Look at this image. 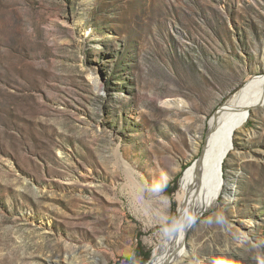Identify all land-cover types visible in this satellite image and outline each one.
<instances>
[{
	"label": "rangeland",
	"instance_id": "1",
	"mask_svg": "<svg viewBox=\"0 0 264 264\" xmlns=\"http://www.w3.org/2000/svg\"><path fill=\"white\" fill-rule=\"evenodd\" d=\"M263 75L264 0H0V264H152ZM233 147L169 264H264V108Z\"/></svg>",
	"mask_w": 264,
	"mask_h": 264
},
{
	"label": "bare ground",
	"instance_id": "2",
	"mask_svg": "<svg viewBox=\"0 0 264 264\" xmlns=\"http://www.w3.org/2000/svg\"><path fill=\"white\" fill-rule=\"evenodd\" d=\"M259 108H264V75L249 80L220 108L216 118H211L200 161L186 173L187 188L178 196L179 226L166 245V240L161 243L152 264H169L185 252V228L217 203L225 183L222 166L234 150V136Z\"/></svg>",
	"mask_w": 264,
	"mask_h": 264
},
{
	"label": "water",
	"instance_id": "3",
	"mask_svg": "<svg viewBox=\"0 0 264 264\" xmlns=\"http://www.w3.org/2000/svg\"><path fill=\"white\" fill-rule=\"evenodd\" d=\"M220 112V108L216 111L215 115L213 117L216 118V116L218 115V113ZM200 161V157L198 158V160L196 162H199ZM228 190V189H227ZM199 217V216H198ZM186 235V233H185Z\"/></svg>",
	"mask_w": 264,
	"mask_h": 264
},
{
	"label": "trees",
	"instance_id": "4",
	"mask_svg": "<svg viewBox=\"0 0 264 264\" xmlns=\"http://www.w3.org/2000/svg\"><path fill=\"white\" fill-rule=\"evenodd\" d=\"M128 260H129V261H130V260L132 261V260H133V257H129Z\"/></svg>",
	"mask_w": 264,
	"mask_h": 264
}]
</instances>
